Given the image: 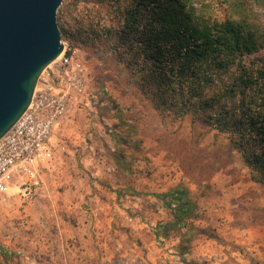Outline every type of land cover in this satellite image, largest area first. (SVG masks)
<instances>
[{"label":"rangeland","instance_id":"rangeland-1","mask_svg":"<svg viewBox=\"0 0 264 264\" xmlns=\"http://www.w3.org/2000/svg\"><path fill=\"white\" fill-rule=\"evenodd\" d=\"M206 3L214 14L225 7ZM134 6L62 0L57 24L84 70L81 90L70 91L66 119L52 132L35 198L0 196V264H70L61 243L76 239V223L88 216L109 218L94 227L107 229L109 251L120 235L132 249V227H143L166 246L211 240L227 264H264V180L245 165L233 136L163 104L178 97L155 87L152 64L139 54L146 11L138 33L122 37ZM176 188L186 190L193 212L163 237L160 225L174 219L160 198Z\"/></svg>","mask_w":264,"mask_h":264},{"label":"trees","instance_id":"trees-1","mask_svg":"<svg viewBox=\"0 0 264 264\" xmlns=\"http://www.w3.org/2000/svg\"><path fill=\"white\" fill-rule=\"evenodd\" d=\"M222 1L225 7L214 14L206 0H132L122 37L138 33V16L146 11L139 54L152 64L155 87L179 98L163 104L183 106L233 136L245 165L264 180V0ZM160 200L173 212L174 221L160 225L166 237L193 207L182 188Z\"/></svg>","mask_w":264,"mask_h":264},{"label":"built area","instance_id":"built-area-1","mask_svg":"<svg viewBox=\"0 0 264 264\" xmlns=\"http://www.w3.org/2000/svg\"><path fill=\"white\" fill-rule=\"evenodd\" d=\"M40 75L27 110L0 139V196L9 192L22 204L41 188L40 169L50 157L54 129L66 119L70 91H80L84 70L67 43Z\"/></svg>","mask_w":264,"mask_h":264},{"label":"water","instance_id":"water-1","mask_svg":"<svg viewBox=\"0 0 264 264\" xmlns=\"http://www.w3.org/2000/svg\"><path fill=\"white\" fill-rule=\"evenodd\" d=\"M62 0H0V139L27 110L41 73L63 51Z\"/></svg>","mask_w":264,"mask_h":264},{"label":"crops","instance_id":"crops-1","mask_svg":"<svg viewBox=\"0 0 264 264\" xmlns=\"http://www.w3.org/2000/svg\"><path fill=\"white\" fill-rule=\"evenodd\" d=\"M136 219L132 217L133 222ZM108 221L109 218L107 217L93 218L88 216L83 217V220L80 221L82 226L78 225L79 222L76 223V239L69 241L70 243H61L67 248L65 251L70 252L73 257L70 264H184L185 261H193L198 264H227L228 257L226 253L224 251L217 252L211 240L195 243L192 247L189 246L187 253L180 254L178 247L180 240L174 239L171 245L166 246L165 243L169 240L158 238V235L154 233L148 234L149 231L143 227L140 231L132 227V230H136L135 233L137 234L135 237L132 235V249L125 250L123 245L124 236L120 235L121 241L119 239L109 240L110 251H113L110 252L107 248V229L99 227L98 230H94L96 224H103ZM133 226H136V224ZM164 241L165 243H163ZM173 260L179 262L174 263Z\"/></svg>","mask_w":264,"mask_h":264}]
</instances>
